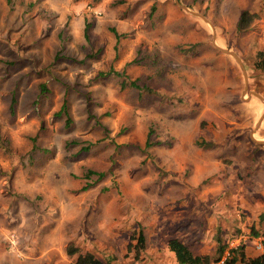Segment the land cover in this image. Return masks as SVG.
I'll list each match as a JSON object with an SVG mask.
<instances>
[{"label":"rangeland","instance_id":"1","mask_svg":"<svg viewBox=\"0 0 264 264\" xmlns=\"http://www.w3.org/2000/svg\"><path fill=\"white\" fill-rule=\"evenodd\" d=\"M242 10L258 16L237 31ZM138 48L153 61H132ZM257 51L264 0H0V264H71L84 252L113 264H177L169 238L211 257L216 238L229 248L250 229L264 236V146L251 145L257 158L236 169L210 149L174 158V130L239 120L224 103L217 109L218 95L206 100L204 88L221 93L231 80L228 72L218 84L220 57L239 74L235 97L261 102L254 120L242 110L240 140L264 132ZM187 89L209 110L192 111ZM63 99L67 127L54 115ZM138 230L136 253L128 246ZM251 242L246 254L260 253Z\"/></svg>","mask_w":264,"mask_h":264},{"label":"crops","instance_id":"2","mask_svg":"<svg viewBox=\"0 0 264 264\" xmlns=\"http://www.w3.org/2000/svg\"><path fill=\"white\" fill-rule=\"evenodd\" d=\"M217 58H219L217 56ZM222 62V64H224L225 66V70L224 71H216V74L219 75V79H218V84H220L219 80L221 79V77H223L224 75H227L229 72V77H230V83L229 86H227L224 90H221L220 93V89H219V85H217L216 87H208L206 90L205 88L203 89L206 96L209 95L210 98L211 96H217V109H220V105L222 103H224V108L226 111H234L237 110L239 112V120L238 122H230L233 124H226L221 122L220 120H218L216 123H214V125L212 126L210 121H207L206 125H200L198 122L200 123L201 120L197 121L196 125L193 124L192 126V131L189 132L188 129L183 130L184 128H182L181 130H174V132H179L177 133L178 135H176V139H175V145L176 147H174V158L178 157V154L180 153H190V155H187L188 158H195L196 154L198 151L201 152H205L203 151L204 149H210L208 151H206L207 153H209L207 156L211 159L213 158L214 161L218 160L219 157H227L228 159L232 160V163L230 164V167H233L234 169L235 166H237L239 164L238 160H241L242 158H245V160H249V164L248 165H252V158H257V154L255 153V151H253L254 147L250 146V145H245L243 144V141H241L240 139V135L243 133V121L242 119V110L244 112H246V117L250 118L251 120H254V117L257 116L258 113H260V109H261V105L256 102L253 98H248L247 100H243L240 97H235L236 96V91L238 90V82H237V78L236 75L238 74L235 70V67L233 66V64L231 63L230 60H227L225 57H220L219 58ZM230 59V58H228ZM227 62V64H226ZM231 63V64H230ZM236 64V63H235ZM226 72V73H225ZM239 75V74H238ZM242 78H240L241 80ZM226 82V79H225ZM242 82V80H241ZM224 93V94H223ZM187 97L189 98L188 95V89H187ZM207 98L206 100L208 102L213 101L214 103V99L212 100V98ZM189 106L192 107V111H196V110H209L210 107L207 106V103L204 104L203 102L200 104L198 103H194L190 98H189ZM196 105V106H195ZM214 108V107H213ZM216 109V108H214ZM252 117V118H251ZM248 119V120H250ZM183 127V125L181 126ZM260 129L258 131V135H256L259 138L256 139H264V132L261 130V126H259ZM188 128V127H186ZM261 130V132H260ZM260 133V134H259ZM250 140L252 142L253 139L250 137ZM249 142V141H248ZM246 142V143H248ZM251 142V143H252ZM200 143H202V146L200 145ZM225 144L227 147L226 149H224L226 152L224 153H220V152H216L218 150V147H220V145ZM257 143L258 145H264V143H258V142H254ZM180 144V146H179ZM208 144V145H206ZM250 144V142H249ZM192 145V148H191ZM205 147V148H203ZM190 151V152H189ZM216 152V154H215ZM200 153V152H198ZM220 153V154H218ZM211 154V155H210ZM217 162V161H216ZM215 164V162H214ZM216 167V166H215ZM251 237V235H249ZM253 238V237H252ZM252 241V240H251ZM251 241L247 242L246 244H244L243 250L244 253L246 254L247 252V248L253 247L251 246ZM182 243H184L182 241ZM185 244V243H184ZM251 246V247H250ZM261 251V250H260ZM192 252V251H191ZM261 252H264V250H262ZM260 252V253H261ZM195 254H197L196 252H194ZM248 255V254H246ZM251 256V255H249ZM236 263V262H235ZM234 263V264H235Z\"/></svg>","mask_w":264,"mask_h":264},{"label":"trees","instance_id":"3","mask_svg":"<svg viewBox=\"0 0 264 264\" xmlns=\"http://www.w3.org/2000/svg\"><path fill=\"white\" fill-rule=\"evenodd\" d=\"M257 16H258V14L255 12H250L248 10H242L239 14L235 29L237 31H241V30L245 29L253 19L257 18ZM85 30H86V26H84V36L86 37V31ZM111 31L114 34V36H117L116 32L113 29H111ZM138 53L139 54L141 53L139 51V48H138ZM255 57H256V60L254 61V67L255 68H264V55H263V53L261 51H257L255 53ZM139 58H143V61H146V62L153 61L152 60L153 58L152 57L150 58V55H148V54H143V55L139 56L137 59L133 58L132 61L140 62ZM56 59H58V57ZM109 71L116 74V75L118 74V72H115L113 70H109ZM107 74H108V72H107ZM124 84L125 83L123 81L120 82L121 87H123ZM128 84L130 85V87H135L136 89H139V88H137V85L134 83V81H130ZM40 90L42 92L44 90L42 84L40 85ZM254 100L258 101V99H256V98ZM15 102H16L15 96H14V94H12L10 96L9 105L7 108L9 113H13ZM258 103L261 105V102L258 101ZM60 114L63 115V123H64V126L67 127L70 124V118H69V115L67 112V106H66L65 99L62 100L59 109L54 113V115H56V116H59ZM150 131L151 130L148 129L147 136L144 140V145L146 147H148L150 144L148 141ZM200 145L202 146V143H200ZM206 145H208V144H206ZM251 145L264 146V145H257L255 143L250 142V146ZM252 160H253V158L251 159V161ZM94 173L95 172H93L91 170H87V172H86L87 176L90 174H94ZM95 174L98 177H101L103 175V172H97ZM249 234L251 236H257L258 232H256L253 229H250ZM248 238L252 239V237H248ZM130 239H133L134 243L131 244V246H128V248H130V249L132 248L136 253L138 251L143 250V248H144V237H143V234L140 230L137 231L135 236L131 235ZM215 240L217 242V245H216L217 247L215 249L214 255L211 257L206 255V254H195V253L191 252V250L186 246V244L182 243L178 238L167 239L166 246H167L168 251H170L173 254L174 260L177 264H207V263L218 262L221 259V257L224 255L225 250H227L228 253H227V255L224 256V259H223L224 264H234L235 262H239L241 264H264V252L249 256V255H246L244 253V250H243L244 244L243 243L238 244L234 248H227L226 242L220 243L219 238H216ZM74 251H75V249L73 246H71L67 249V253L70 255L73 254ZM71 264H113V263L109 259L102 260V259L95 257L90 252H84L81 255H77Z\"/></svg>","mask_w":264,"mask_h":264},{"label":"built area","instance_id":"4","mask_svg":"<svg viewBox=\"0 0 264 264\" xmlns=\"http://www.w3.org/2000/svg\"><path fill=\"white\" fill-rule=\"evenodd\" d=\"M233 240H234V244L231 245V242ZM233 240L229 243V248L236 247L238 244H240V242H243L244 240H247V241L252 240L256 249H259L261 251L263 250L264 236H256L250 239L246 237L244 234H242V235L236 236L235 238H233ZM227 253L228 251L225 250L224 255L221 257V259L218 262H223L224 256L227 255ZM207 264H212V263H207Z\"/></svg>","mask_w":264,"mask_h":264},{"label":"water","instance_id":"5","mask_svg":"<svg viewBox=\"0 0 264 264\" xmlns=\"http://www.w3.org/2000/svg\"><path fill=\"white\" fill-rule=\"evenodd\" d=\"M254 142H258V143H264V139H256V138H252Z\"/></svg>","mask_w":264,"mask_h":264}]
</instances>
